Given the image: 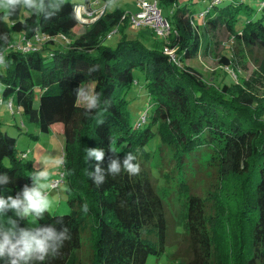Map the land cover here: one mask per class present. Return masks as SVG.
Masks as SVG:
<instances>
[{
	"label": "trees",
	"instance_id": "trees-1",
	"mask_svg": "<svg viewBox=\"0 0 264 264\" xmlns=\"http://www.w3.org/2000/svg\"><path fill=\"white\" fill-rule=\"evenodd\" d=\"M212 1L201 11L188 5L195 0L158 2L173 7L162 41L173 54L157 44L127 39L131 22L120 8L83 23L82 31L73 35L80 24L75 7L93 9L88 0H64L59 11V0H44L40 16L28 10L10 17L0 12V53L8 65L0 70L1 99L20 108L37 133L62 125L61 171L70 212H45L35 224L64 233L63 242L55 257L50 250L44 261L29 264H145L149 255L158 256L166 248L165 200L173 181L178 191L187 192L177 227L186 236L188 251L185 258L169 254L170 264H264V110L255 105L244 80L218 86L189 64L209 49L208 30L220 26L235 49L264 50V0L258 8L245 0H227L221 6L224 0ZM48 12L54 15L46 20ZM199 14H204L201 23ZM116 31V45H104ZM15 36H22V49L11 48ZM58 37L69 40L59 45ZM26 42L35 47L24 49ZM231 62L230 57L220 58L223 66ZM94 65L98 67L89 73ZM134 71L144 77L148 107L133 124L127 93ZM86 81H93L100 95V108L91 112L77 103L75 92ZM16 143L17 137L0 122V196L5 199L32 183L31 160L25 151H17ZM88 148L105 151L101 186L88 175L97 163L94 158L86 162ZM126 153L137 157L133 163H139V175L124 172ZM205 157L215 183L223 187L211 196L191 191ZM113 159L121 165L115 177L107 171ZM10 217L19 228L32 227L29 218L22 220L10 210L0 215V224L9 227ZM0 264H9V259L0 258Z\"/></svg>",
	"mask_w": 264,
	"mask_h": 264
},
{
	"label": "rangeland",
	"instance_id": "rangeland-1",
	"mask_svg": "<svg viewBox=\"0 0 264 264\" xmlns=\"http://www.w3.org/2000/svg\"><path fill=\"white\" fill-rule=\"evenodd\" d=\"M74 3L83 4L84 0H72ZM93 5L92 8L96 12V16L102 11H112L115 8H120L128 14H134L139 10L137 0H112V3H106L104 0H88ZM158 2L160 0H157ZM195 4H188L193 6L195 11L204 10L209 6L212 0H195ZM218 3L221 0H213ZM212 1V2H213ZM247 4L252 7L258 8L259 2L262 0H245ZM224 0L219 6L226 3ZM161 10V15L171 20V13L173 7L165 3H158ZM86 8V7H85ZM90 8V7H88ZM76 10V9H75ZM80 7L77 8L76 15L79 16L81 22L73 31V35H78L82 31L83 19L82 14L79 13ZM94 16V15H93ZM198 23H201L204 14H199ZM93 21V20H92ZM91 22V21H90ZM89 23V22H88ZM195 23V22H194ZM86 24V23H84ZM152 30L145 26L129 27L126 30L127 39H138L145 43L147 46L152 44L162 46L164 37H159L156 33L151 35ZM157 36V37H156ZM210 45L207 52L201 51L196 57L189 61V64L196 68L210 83L221 86L222 84H235L244 80L246 89L249 93H253L256 97L255 105L262 107L264 110V50L254 48L247 50L244 48L235 49L232 43L229 32L225 27L220 26L216 30H208ZM16 37V36H15ZM22 36H18L15 42L11 45L14 48L20 44ZM71 38H74L71 36ZM120 38L119 32H113L111 35L104 39V45L114 47ZM58 39V40H57ZM56 41L59 45H64L69 39L57 38ZM57 43V44H58ZM37 44V43H36ZM13 46V47H12ZM165 49V48H164ZM168 49V48H167ZM170 52L172 49H168ZM221 56L230 57L232 60L230 66H223L220 63ZM4 68H0L3 70ZM135 82L130 86L127 99L129 100L128 112L130 121L132 123L138 122L141 115L148 107V97L143 85V75L139 71H134ZM81 85L93 89L94 82L86 81ZM80 85V86H81ZM2 84L0 83V122L1 128L17 137V151H25L27 159L31 160L33 169L32 173L38 169H45L49 174L50 188L48 189L49 199L52 201V207L49 211L51 214H64L70 212V208L66 202L68 194L66 191L65 182H63L62 175L60 174L62 165L57 164L58 161L63 159V136L61 133L56 132V129L49 133H37L35 125L30 124L15 104L11 103L9 106L8 100L1 99ZM261 102V103H260ZM79 104H81L78 101ZM36 104V101H35ZM262 104V106H260ZM264 118V113H263ZM32 134V136H31ZM34 134H38L34 137ZM206 158L200 161L201 174L194 178L191 191L199 193L202 196H211L223 191V187L219 183H215L214 175L206 164ZM166 162V161H165ZM165 166V163L163 164ZM166 167V166H165ZM64 177V176H63ZM54 181H59L55 186L51 184ZM168 199L165 200V214L169 224L167 245L164 252L160 255L151 254L146 258L145 264H170L168 259L169 254H176L179 257L185 258L187 256V240L181 228L177 227V217L180 213L186 198L187 192L178 191L175 181L169 183L167 187ZM36 222V221H35ZM29 224L33 225V218H29Z\"/></svg>",
	"mask_w": 264,
	"mask_h": 264
},
{
	"label": "clouds",
	"instance_id": "clouds-1",
	"mask_svg": "<svg viewBox=\"0 0 264 264\" xmlns=\"http://www.w3.org/2000/svg\"><path fill=\"white\" fill-rule=\"evenodd\" d=\"M112 0H109V4ZM64 4V0H59L56 5L59 11L60 5ZM44 0H0V12L5 16L15 15L17 12L28 10L33 15L40 16L45 11ZM54 15L53 12H48L45 15L47 20L50 16ZM7 37V33H5ZM7 61L3 53H0V68H7ZM98 67L94 65L93 69H89V73ZM78 101L82 104L87 112L100 108V95L93 89L83 85L75 89ZM99 120L98 123H103ZM115 153V150L110 148ZM105 151L103 148H88L85 157L86 162L89 158H94L97 162L95 164V172H88L89 177L94 180V184L101 186L104 180L101 163L104 160ZM137 157L132 153H126V158L123 162V170L129 176L139 175L141 169L139 163H133ZM57 164L62 165L63 161H58ZM112 177L121 173V165L117 159H113L108 166L107 170ZM7 179V174H3ZM30 179L31 186L24 185L22 190L17 193L15 197L9 195L5 199L0 196V215H6V211L10 210L22 220L33 218L32 227L19 228L14 218H9L5 228V224H0V258H8L9 264H29L31 260L44 261L47 254L51 250L53 257L57 255L55 249L62 246V237L64 233L57 234L52 227H39L35 224L36 220L43 218L45 212H49L52 207V201L49 199L48 189L50 188L49 174L45 169H38L31 173ZM88 206L83 205V211L88 212ZM61 217V221H62ZM68 232V228H65ZM67 239H70V234ZM58 242V243H57Z\"/></svg>",
	"mask_w": 264,
	"mask_h": 264
},
{
	"label": "built area",
	"instance_id": "built-area-1",
	"mask_svg": "<svg viewBox=\"0 0 264 264\" xmlns=\"http://www.w3.org/2000/svg\"><path fill=\"white\" fill-rule=\"evenodd\" d=\"M139 5V10L134 14H129V20L131 22L132 27H140L145 26L152 30V32L156 33L159 37L163 38L167 35L169 31V22L168 20L161 15V10L158 6L157 0H137ZM97 1L94 2L93 5H96ZM80 7L79 13L82 14L83 19L81 20L83 23H88L97 17L95 10L91 8H85L82 5H77L75 7V11H77V8ZM104 11L100 12L99 15H101ZM79 19V16H78ZM81 23V22H80ZM111 34V33H110ZM22 40V38H21ZM20 40V44L16 46L17 48L22 49V42ZM39 43V42H36ZM26 45H29L25 47L24 49H27L29 47H35L31 46L30 42H26ZM164 51L168 54H172L170 50L167 48L164 49ZM9 106H11V102H9ZM63 178V173H60ZM59 183V181H54L51 185L55 186Z\"/></svg>",
	"mask_w": 264,
	"mask_h": 264
},
{
	"label": "crops",
	"instance_id": "crops-1",
	"mask_svg": "<svg viewBox=\"0 0 264 264\" xmlns=\"http://www.w3.org/2000/svg\"><path fill=\"white\" fill-rule=\"evenodd\" d=\"M77 103H78V99H77ZM79 104V103H78ZM82 105V104H80ZM53 129H56V132L61 133L62 134V125L60 123H55L51 126L50 132L53 131Z\"/></svg>",
	"mask_w": 264,
	"mask_h": 264
}]
</instances>
